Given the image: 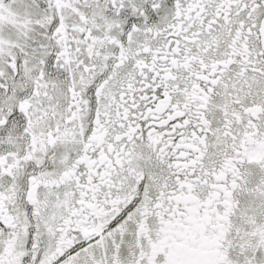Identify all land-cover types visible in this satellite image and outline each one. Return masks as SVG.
I'll return each mask as SVG.
<instances>
[{
	"label": "snow or ice",
	"instance_id": "6c2138e0",
	"mask_svg": "<svg viewBox=\"0 0 264 264\" xmlns=\"http://www.w3.org/2000/svg\"><path fill=\"white\" fill-rule=\"evenodd\" d=\"M0 264H264V0H0Z\"/></svg>",
	"mask_w": 264,
	"mask_h": 264
}]
</instances>
